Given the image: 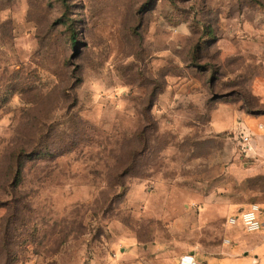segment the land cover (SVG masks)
<instances>
[{"label":"rangeland","instance_id":"obj_1","mask_svg":"<svg viewBox=\"0 0 264 264\" xmlns=\"http://www.w3.org/2000/svg\"><path fill=\"white\" fill-rule=\"evenodd\" d=\"M261 84L264 0H0V264L223 257Z\"/></svg>","mask_w":264,"mask_h":264},{"label":"crops","instance_id":"obj_2","mask_svg":"<svg viewBox=\"0 0 264 264\" xmlns=\"http://www.w3.org/2000/svg\"><path fill=\"white\" fill-rule=\"evenodd\" d=\"M257 95L264 96V84L258 87ZM242 122L243 127L249 130L246 134L251 136L249 154L256 157L243 163V177L238 180V185L242 186L238 192L239 201L231 200L228 203L235 209L239 208L235 215L251 204L261 205L259 218L263 227L257 233H246L241 226H229V249L223 257L212 258L207 264H264V189L258 185V178L264 177V116L256 118L244 115Z\"/></svg>","mask_w":264,"mask_h":264},{"label":"built area","instance_id":"obj_3","mask_svg":"<svg viewBox=\"0 0 264 264\" xmlns=\"http://www.w3.org/2000/svg\"><path fill=\"white\" fill-rule=\"evenodd\" d=\"M241 138H242V143L244 145V152L249 153L251 151V147H250L251 136L247 134H243ZM261 212H262L261 205L251 204L247 209L241 211L238 215L231 217L228 220V225L232 227L241 226L246 233H257L263 227V224L259 218ZM181 264H200V263L197 262L193 256H188L182 259Z\"/></svg>","mask_w":264,"mask_h":264}]
</instances>
